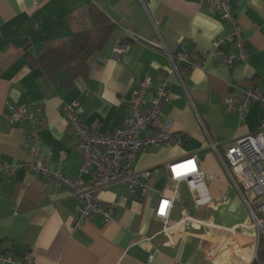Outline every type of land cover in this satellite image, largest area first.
Returning <instances> with one entry per match:
<instances>
[{
	"label": "crops",
	"instance_id": "0c3cea01",
	"mask_svg": "<svg viewBox=\"0 0 264 264\" xmlns=\"http://www.w3.org/2000/svg\"><path fill=\"white\" fill-rule=\"evenodd\" d=\"M88 1L0 0L3 251L17 262L32 252L34 264H264V247L254 229L233 239L216 228L238 227L247 222L248 215L216 155L208 149L200 123L204 122L223 154L237 141L258 132L264 103L253 102L238 112L230 111L226 100L238 98L251 86L264 93V0H229L248 52L245 63L236 60L231 66L223 59L238 53L230 39L232 27L208 0H95L115 28L105 47L90 58L88 75L70 80L65 72L47 73L28 55H36L49 44H61L70 34L88 28ZM197 17L221 26L211 41L205 37L210 29L196 24ZM129 29L136 38L128 52L116 57L115 45ZM216 40L223 43L212 56ZM192 53L205 61L202 67L191 66L195 61ZM167 74L171 98L163 115L184 146L144 150L136 158L135 169L159 168L162 176H167L169 163L196 157L206 173L205 189L211 201L198 206L196 192L182 183L169 225L186 217L202 224L176 226L165 233V222L155 215L153 197H142L140 190L117 183L101 195L106 203H118L111 219L95 216L74 230L79 203L63 187L26 169L10 177L5 174L7 162L32 161L34 146L28 125L5 124L8 104L42 119L41 152L35 160L51 172L76 178L83 159L77 150L78 138L68 125L66 107L78 103L77 113L89 129L111 134L124 124L127 101L139 82L150 77L154 93ZM171 185L167 178L164 187Z\"/></svg>",
	"mask_w": 264,
	"mask_h": 264
},
{
	"label": "built area",
	"instance_id": "2783aa9c",
	"mask_svg": "<svg viewBox=\"0 0 264 264\" xmlns=\"http://www.w3.org/2000/svg\"><path fill=\"white\" fill-rule=\"evenodd\" d=\"M140 1L143 3V0ZM208 1L212 9L232 27L230 39L235 41L238 49L237 54L223 59L224 64L231 66L236 60L245 63L248 52L243 29L233 14L229 0ZM135 38L136 34L133 30L126 31L124 38L115 45L114 55L120 57L128 52L130 42ZM222 43V40L214 42L212 56L217 53ZM168 55L171 59L173 58L172 55ZM191 56L195 60L191 64L192 67H202L205 64L204 60H197L195 54L192 53ZM180 59L186 60L187 56H180ZM152 86L153 81L150 77H145L139 82V87L127 101L128 113L124 124L111 134H102L89 129L77 113L78 103L66 107L68 125L78 138L77 150L83 159L79 176L76 178L51 172L43 162L35 160L41 152L39 134L42 119L23 107L8 104L9 114L4 117L5 124L8 127L28 125V133L34 146L32 161L26 164L7 162L4 164L5 174L10 177L20 169H26L63 187L79 203L74 230H78L86 221L95 216H101L109 221L118 203H106L101 198L103 192L113 184L119 183L129 190H140L142 197H146L162 176L159 168L137 171L135 162L138 154L154 147L182 148L184 146L182 137L173 132L170 121L163 115V108L171 98L170 76L165 75L154 93H151ZM256 101L264 103V93L257 87L251 86L238 98L227 99L226 103L230 111L243 112ZM200 123L206 134L208 149L216 155L248 215L247 222L238 227L216 228L228 233L233 239L244 235L248 229H254L260 243L264 242V119L257 133L237 141L225 154L221 153L218 143L212 139L204 122ZM147 133L149 134L145 135ZM187 164H191V167L184 170L178 178L174 168ZM167 172V178L172 185L159 191V203L155 209L156 217L165 222L164 232L168 233L176 226L189 228L194 223L202 224L192 217H186L174 226L169 225V216L182 183H186L192 191L196 192L195 202L198 206L211 201L205 189L206 173L201 169L197 158L189 156L169 163ZM165 202L167 206L161 214V208ZM0 261L13 264H34L35 258L32 252H27L23 261L17 262L8 257L0 246Z\"/></svg>",
	"mask_w": 264,
	"mask_h": 264
},
{
	"label": "trees",
	"instance_id": "16d2710c",
	"mask_svg": "<svg viewBox=\"0 0 264 264\" xmlns=\"http://www.w3.org/2000/svg\"><path fill=\"white\" fill-rule=\"evenodd\" d=\"M86 11L90 19L88 28L70 34L61 44L44 46L36 55H28L29 58L49 74L65 72L70 80L86 77L90 58L105 47L115 28L95 0L88 1ZM261 243L264 247V242Z\"/></svg>",
	"mask_w": 264,
	"mask_h": 264
},
{
	"label": "clouds",
	"instance_id": "9594fccd",
	"mask_svg": "<svg viewBox=\"0 0 264 264\" xmlns=\"http://www.w3.org/2000/svg\"><path fill=\"white\" fill-rule=\"evenodd\" d=\"M195 23H196V24H201V23H203V24L207 25V27L210 29V31H206V32H205V37H206V39H207L208 41H211L212 38H213V36H214L215 34H217V33L221 30V26H220L218 23H216V22H214V21H213V22H208L207 20H202L201 17H197ZM187 169H188V167L185 166V168H183V169H177V172H178L179 174H182L183 171H184V170H187Z\"/></svg>",
	"mask_w": 264,
	"mask_h": 264
},
{
	"label": "water",
	"instance_id": "95a60500",
	"mask_svg": "<svg viewBox=\"0 0 264 264\" xmlns=\"http://www.w3.org/2000/svg\"><path fill=\"white\" fill-rule=\"evenodd\" d=\"M167 182V176H161L160 179L156 182L154 185V188L151 189L148 193V195L153 197V203L152 206L156 209L159 203V191H162L164 189L165 183Z\"/></svg>",
	"mask_w": 264,
	"mask_h": 264
},
{
	"label": "snow or ice",
	"instance_id": "6c2138e0",
	"mask_svg": "<svg viewBox=\"0 0 264 264\" xmlns=\"http://www.w3.org/2000/svg\"><path fill=\"white\" fill-rule=\"evenodd\" d=\"M185 166H187L188 168H190V167H191V164L180 165L179 168H174V171L177 173V177H178V178H179V176L182 175V174H179V173L177 172V169H183V168H185ZM166 206H167V202H165V203H164V206L161 208V214L164 213V208H165Z\"/></svg>",
	"mask_w": 264,
	"mask_h": 264
}]
</instances>
